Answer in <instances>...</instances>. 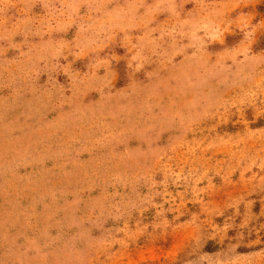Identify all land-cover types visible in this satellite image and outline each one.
Segmentation results:
<instances>
[{
    "label": "rangeland",
    "instance_id": "374dc122",
    "mask_svg": "<svg viewBox=\"0 0 264 264\" xmlns=\"http://www.w3.org/2000/svg\"><path fill=\"white\" fill-rule=\"evenodd\" d=\"M0 264H264V0H0Z\"/></svg>",
    "mask_w": 264,
    "mask_h": 264
}]
</instances>
